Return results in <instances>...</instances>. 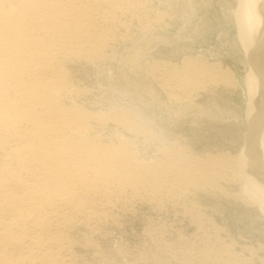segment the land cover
<instances>
[{"label":"bare ground","instance_id":"obj_1","mask_svg":"<svg viewBox=\"0 0 264 264\" xmlns=\"http://www.w3.org/2000/svg\"><path fill=\"white\" fill-rule=\"evenodd\" d=\"M169 1L0 0V264H75L74 245H94L96 231L138 203H177L191 216L195 243L181 231L177 243H162L152 228L151 243L169 261L254 264L264 251L257 241L237 253L193 202L230 184L264 213V0H238L233 12L246 66L247 128L236 154L196 153L160 124L170 112L153 85L166 101L199 111V93L232 82L228 67L202 55L180 65L143 60L152 42L165 43ZM145 249L124 264H166Z\"/></svg>","mask_w":264,"mask_h":264},{"label":"rangeland","instance_id":"obj_2","mask_svg":"<svg viewBox=\"0 0 264 264\" xmlns=\"http://www.w3.org/2000/svg\"><path fill=\"white\" fill-rule=\"evenodd\" d=\"M169 3V12L171 15V17L167 19L169 26L165 31H162V39H165V43L152 42L145 49L148 51H145L143 60L144 58H147V60L152 58L158 60L165 59L166 61L178 63L180 65L181 59L185 56V58L190 57V59H195L198 57L199 59L202 55L201 58L206 59L211 63L216 61L220 62L223 66L228 67L232 71V82L235 83L233 84L231 82V87L229 85H220L217 87L216 85L210 86L208 88L209 90L207 89L206 91L199 93L194 101L196 105L198 104L201 106L199 111L195 110L196 107L190 109L188 106H178L166 101L163 92L153 85V87H155L154 89L157 100L163 102L165 100L164 104L167 103L166 105L169 107L166 109L170 112L169 121L168 119H164L160 124L166 129L167 137L169 139H177V141L181 140V143H184L185 145L188 144L196 153L222 151L236 154L240 149L239 147L243 144V136L245 135V130L247 128V125L245 124L244 110L246 109V92L244 91L245 88L243 85L246 66L244 64L243 50L237 38V31L233 17V12L237 7L238 0H190L188 4L187 0H177V2L176 0H170ZM155 4L161 9L164 6V2H156ZM116 75L115 69H112L113 81L119 82ZM99 78L101 79V82L102 80L103 83L107 82L106 80L104 81V77ZM94 79L95 75L90 73L89 80L94 81ZM232 84L235 85V87L232 86ZM223 86L226 87L223 88ZM212 114L215 115L213 116ZM207 121L209 123H207ZM209 124H211L210 127ZM202 128L204 129L202 130ZM223 131L230 133L231 137L238 135L231 138L226 133L223 134ZM174 134L176 135L175 138ZM220 136H223V138ZM225 188L226 190L223 194L216 191L208 193L201 192L193 202L201 207H199V210H201L206 217L213 218L212 220L216 225L223 228L225 231V240L229 242L230 245L232 244V248L237 253L242 250V246H245V244L253 243L255 245L258 241L259 244L264 245V213L257 207V205L244 201L242 198L240 199V197L238 198L236 195L239 191L237 186L227 184ZM227 194L229 196H227ZM241 202L243 203L242 205ZM152 206L153 205L149 203H138L134 207V210L137 212L135 211L134 213L132 210L130 212H121V215L119 214L120 221H118V224L104 226L103 235L96 231L92 236L96 242H94V245H74V250L78 255L75 264H100L102 259H107L108 262H113L114 264H124L125 262L134 261L135 257L133 260L132 256H136L141 249L145 248L150 250L149 253L154 251L159 252V254L161 253L160 256H158V254L154 252L151 253L150 256H154L156 253L155 259L159 257L158 261L162 258L161 261L164 262L165 258L170 257L165 252L161 250V252L158 251L161 245L158 243H151L155 239L154 233H156H152L151 231L154 230L152 228L156 229V227H160L158 228L160 230L158 235H161L162 243H169V245H173L174 242L177 243L180 240V238L177 237V231H181L186 238L189 237L190 239L188 238V240L190 241L196 239V235L199 234V232L196 231V226L190 219L191 216L188 213L183 212L184 207L182 208V205L177 203L174 205L173 203L165 204V208L161 209ZM188 206L190 207V205L187 204V210ZM152 208L154 209L152 210ZM189 210H191V208ZM192 211L194 212L195 210L193 209ZM232 239L233 242H231ZM196 241L197 239L193 240L194 243ZM143 245H148V247ZM156 245H158L159 249ZM94 248L97 251H95ZM146 249L145 251H147ZM126 251V254L120 255V253H125ZM178 257L179 255L176 258L177 261H169L167 258L168 260H166V264H180L181 262L182 264H188L186 263V258L182 259L180 256V262V257ZM259 258H264V251L258 254V260L254 261V264H264L259 261ZM84 259L85 261H82ZM147 264H154V262H147Z\"/></svg>","mask_w":264,"mask_h":264}]
</instances>
